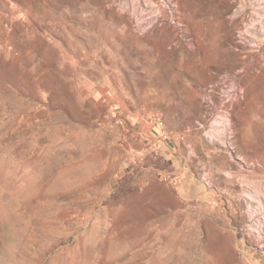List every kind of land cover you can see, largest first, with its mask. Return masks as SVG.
I'll use <instances>...</instances> for the list:
<instances>
[{"label": "rangeland", "instance_id": "rangeland-1", "mask_svg": "<svg viewBox=\"0 0 264 264\" xmlns=\"http://www.w3.org/2000/svg\"><path fill=\"white\" fill-rule=\"evenodd\" d=\"M0 264H264V0H0Z\"/></svg>", "mask_w": 264, "mask_h": 264}]
</instances>
